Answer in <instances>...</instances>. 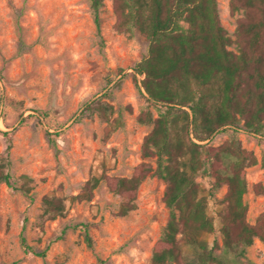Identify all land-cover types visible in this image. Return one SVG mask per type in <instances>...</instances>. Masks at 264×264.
<instances>
[{"label":"rangeland","instance_id":"rangeland-1","mask_svg":"<svg viewBox=\"0 0 264 264\" xmlns=\"http://www.w3.org/2000/svg\"><path fill=\"white\" fill-rule=\"evenodd\" d=\"M114 1L105 0L101 11L102 47L87 0H0V163L9 158L15 178L32 179L29 195L0 181V264H153L152 251L169 220L162 179L148 176L135 210L124 216L122 198L105 180L91 200H73L96 177H132L145 162L143 144L153 129L139 117L148 110L157 117L132 70L148 42L139 32L116 31ZM230 3L218 0L219 15L236 40L243 15H232ZM229 49L236 52V44ZM99 105L111 110L103 114ZM1 131L11 133L10 149ZM233 134L258 159L246 168L244 197L246 217L255 224L264 213V195L254 191L264 183V137L227 127L201 144L219 146ZM196 180L215 223L203 238L222 246L227 186L213 190L207 173ZM46 197L63 198L65 213L47 214ZM22 233L33 249L27 253ZM246 253L245 262L264 263V242L256 239Z\"/></svg>","mask_w":264,"mask_h":264},{"label":"trees","instance_id":"trees-1","mask_svg":"<svg viewBox=\"0 0 264 264\" xmlns=\"http://www.w3.org/2000/svg\"><path fill=\"white\" fill-rule=\"evenodd\" d=\"M104 1L87 0L102 47ZM230 10L232 15H243L238 19L236 40L227 36L221 24L218 0L114 1L116 31L139 32L148 42L147 54L132 70L140 77L137 87L155 107L157 117L151 110L139 117L153 129L143 144L145 162L132 177H96L73 200H91L94 189L105 180L122 198L119 215L124 216L135 210L139 187L148 176L162 179L169 220L152 251L153 264H260L243 260L256 239L264 242V213L251 224L244 199L246 168L258 159L243 148L236 134L219 146L201 144L227 127L264 137V0H231ZM232 44L236 52L229 49ZM98 108L103 114L111 110ZM1 132L10 149L11 133ZM10 167L9 158L0 163V181L29 195L32 179L15 178ZM202 173L212 178L213 190L227 186L222 246L217 240L210 246L203 238L215 230V223L196 180ZM254 191L264 195V183L256 184ZM44 207L55 217L66 210L64 199L58 197L44 198ZM84 227L85 240L92 247L88 227ZM21 244L26 253L33 250L24 233Z\"/></svg>","mask_w":264,"mask_h":264}]
</instances>
